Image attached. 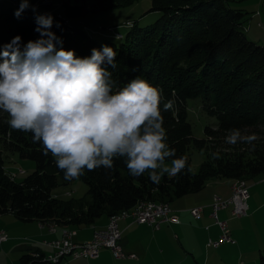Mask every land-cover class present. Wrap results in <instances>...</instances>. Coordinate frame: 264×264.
<instances>
[{
	"label": "trees",
	"instance_id": "obj_1",
	"mask_svg": "<svg viewBox=\"0 0 264 264\" xmlns=\"http://www.w3.org/2000/svg\"><path fill=\"white\" fill-rule=\"evenodd\" d=\"M6 1L10 0H0V46L16 36L22 38V46L39 39L36 16L43 13L28 8L17 17L19 6ZM88 1L90 11L100 12L129 5L132 0ZM152 8L163 12L161 18L146 27L134 22L119 38L120 43L100 39L80 23L67 29L56 17L51 30L63 40L64 49L75 50L79 57L90 56L92 49L105 45L114 48L116 67L109 66L114 91L141 77L163 89L164 102L174 101L173 108L162 113L168 143L176 152L169 159L186 155L181 146L192 134L187 106L190 98L204 96L206 111L217 118L216 131L206 128L208 137L223 143L218 137L235 128L242 134H255L257 139L244 144L248 146L244 153H232L213 143L209 160L197 172L185 169L174 178L165 175L159 185L151 181L147 172L133 177L125 159L117 158L112 169L85 171L79 178L88 185L89 200L63 199L53 195V190L72 181L64 179L50 153L43 155L42 144L33 143L30 132L12 129L7 123L8 115L0 111V215L12 212L23 221L53 220L62 226H82L103 215L132 208L140 200L172 202L200 191L213 178L264 174V46L244 32L249 13L232 7L229 0H153ZM157 30L159 35L155 34ZM201 141L195 143L204 144L205 140ZM216 152L219 158L213 159ZM6 153L31 159L35 170L20 181L12 180L5 170ZM188 164L191 167L190 159ZM36 259L32 254L21 258L24 264ZM260 264H264V253Z\"/></svg>",
	"mask_w": 264,
	"mask_h": 264
},
{
	"label": "clouds",
	"instance_id": "obj_2",
	"mask_svg": "<svg viewBox=\"0 0 264 264\" xmlns=\"http://www.w3.org/2000/svg\"><path fill=\"white\" fill-rule=\"evenodd\" d=\"M30 6V0H20L15 15ZM54 22L52 14H39V39L22 46L16 36L0 46V111L8 115L9 126L30 132L67 181L85 171L112 169L117 158L125 159L133 177L147 172L157 185L165 175L190 172L186 155L169 159L176 152L168 144L162 113L174 101L164 102L163 89L141 77L114 91L109 70L116 67L114 48L105 45L79 57L62 47L63 40L51 30ZM256 139L234 128L226 142L252 144ZM48 259L56 264L55 258Z\"/></svg>",
	"mask_w": 264,
	"mask_h": 264
},
{
	"label": "crops",
	"instance_id": "obj_3",
	"mask_svg": "<svg viewBox=\"0 0 264 264\" xmlns=\"http://www.w3.org/2000/svg\"><path fill=\"white\" fill-rule=\"evenodd\" d=\"M257 10L251 11L253 16L251 13L250 18L263 16L264 6H258ZM233 182V178H213L200 191L174 199L170 214L178 216L179 223L163 222L157 228L155 225L138 223L132 217L120 219L118 228L122 235L119 245L125 253L124 257H117L112 249L103 248L97 258L65 257L58 264H260L264 243L253 241L250 231L264 210V174L248 178V215L240 218L234 216L231 206L218 211L219 218L227 222L235 243L226 242L218 247L208 245L209 241L218 240L222 234L211 215L214 195L218 194L222 199L230 197ZM194 207H202L201 218L196 219L191 214L190 209ZM4 218L12 226H20L22 232L11 235L8 228L3 227L4 223L0 222V230H5L9 235L8 240L0 244V249L2 252L10 251L8 255L14 257L11 264H24L22 256L32 253L51 255L53 248L47 243L61 238L63 230L67 228L59 225L52 230L50 226H42L38 220L23 221L12 215H5ZM109 221V216L103 215L91 224L69 226L77 230L73 240L78 243L92 241L95 231L106 228ZM132 254L135 256L132 257Z\"/></svg>",
	"mask_w": 264,
	"mask_h": 264
},
{
	"label": "rangeland",
	"instance_id": "obj_4",
	"mask_svg": "<svg viewBox=\"0 0 264 264\" xmlns=\"http://www.w3.org/2000/svg\"><path fill=\"white\" fill-rule=\"evenodd\" d=\"M229 2L232 7L244 9L245 11L249 13L247 16V20L244 22V29H245L244 32L250 40L256 42L257 44L261 46H264V14L263 16L258 15L254 17L253 19L250 18V14L252 13L251 11L257 10L258 6L262 5L261 0H229ZM5 3L12 4L13 6H16V5L20 6V0H10V1H6ZM88 4H89L88 0L86 1L72 0L71 3L63 2L62 0H30L31 6L29 8H35L37 9L38 12H41L43 14L44 13L52 14L53 17H56L57 19L56 21H60L64 23L67 29L74 26L75 24L80 23L82 26L86 25L89 32L93 34L94 36L100 39H109L117 43L122 42V39H119V38H122L124 36V34L129 30V26L133 25L134 22H137V24L140 27L151 26L157 20H159L161 16L163 15L162 11L153 10L152 8L153 0H132L129 5H122V6L110 8L106 11H100V12L90 11ZM71 6L73 7V9H70ZM78 10L80 11V13L78 12ZM252 16H253V13H252ZM248 26L250 27L249 29H247ZM159 31H162V29ZM159 31L158 30L155 31V34L159 35L160 33ZM144 59L147 60L146 57ZM187 106H188V111H189V122L191 123V130H192L191 133L192 134L190 138L186 139L185 143H183L181 148L183 147L182 151L186 154L188 159L191 160V170L192 171L197 172L201 164L204 161L209 160L208 155L211 153V147H213V143H217V146L218 147L221 146L223 147V149L224 148H226V150L229 149V151H231L232 153L233 152L237 153V151H241L242 153L246 152V150L248 149V146L244 145L245 143L238 142L237 144L233 145V144H229L226 142V137L228 136L229 132L227 134L225 133L226 135L223 134L224 136L221 135L218 137V138L223 139V141H221L223 143H219L216 140V137H214V139L208 137L210 135L206 134V128L210 127V130H209L210 132L216 131L215 127L217 126V118L215 116L210 115L206 111L204 96H199L196 98L188 99ZM252 133H256V132H252ZM245 134L250 135L251 133L249 132ZM168 137H169V134H168ZM203 139L205 140L203 141L204 144L195 143V140L202 142L201 140ZM199 145H203V146L199 147ZM169 146L170 148H172L170 144ZM238 146H240V148ZM6 155L7 156H5V170L10 175L12 180L20 181L21 179L26 177L27 174L35 170V167H36L35 162L32 161L31 159L21 158L18 154H15V153L14 154L6 153ZM252 156L253 155H251V157ZM249 177L250 176H247L246 178H235V179L233 178L234 182L232 183V194L230 197H232L233 195L234 184H236V182L239 180H242V181L246 180L245 181L246 184H249L248 182ZM53 195H56L63 199H68L71 197L74 199H85V200L90 199V195L88 194V185L80 179L72 181L68 184L59 185L55 190H53ZM216 196H218V194L214 195L212 202H214V199ZM230 197L223 199V200H227ZM176 199L178 198H175V200ZM140 201L141 202L153 201L157 203H167L170 206L172 205L171 203L174 202V201L168 202L166 200L165 201L140 200ZM140 201L137 202V204L134 207L129 208V209H123L122 211L134 210L141 203ZM229 206L232 207V205H229ZM119 213H121V211ZM119 213H116V214H119ZM5 215H12L15 219H17L15 214L12 212L2 213L0 215L1 217L0 222L4 223L3 227L6 226L8 228V232L11 235H14V233L22 234L20 226L18 225L12 226L9 221L5 220L4 218ZM112 215H115V214H112ZM112 215L109 216V220L111 219ZM128 217H132V216H128ZM256 221L257 223L255 227L252 228V230L250 231V238L253 241H259V242L264 243V210L261 212L259 217L256 218ZM39 223L42 226L44 225L50 226V228L53 230L55 229V227L59 226V224L55 223L53 220L39 221ZM141 224H147V223H141ZM118 225H119V221H118ZM62 227H67L64 230L66 229L74 230L76 231V234H77V230L70 229L68 225H64ZM106 228H102L98 230H104ZM64 230L62 233V237L64 234ZM1 232H4L7 234L5 230H0V233ZM7 239H8V234H7ZM5 241L0 242V244ZM52 243L53 241L47 244L53 248L52 254H54L55 248L52 245ZM9 252H10L9 250L2 252L0 249V264H11L12 259L14 257L9 256L8 255ZM40 256H41L40 259L29 260L30 263L34 264L35 261H38L40 263H48L46 260H44V258L50 255L40 254ZM26 264H29V262H27Z\"/></svg>",
	"mask_w": 264,
	"mask_h": 264
},
{
	"label": "built area",
	"instance_id": "obj_5",
	"mask_svg": "<svg viewBox=\"0 0 264 264\" xmlns=\"http://www.w3.org/2000/svg\"><path fill=\"white\" fill-rule=\"evenodd\" d=\"M262 5L264 6V0H261ZM260 13L259 11L257 12ZM248 198H249V188H236L234 185L233 195L227 200H223L221 197L216 196L214 202L212 203V216L215 218V223L220 226L222 234L220 238L216 241H209L208 245L218 247L219 245L231 242L235 243L230 231L228 229L227 222L222 221L218 216V211L222 208H226L229 205H232V214L236 217H244L248 213ZM143 206V205H141ZM191 214L195 218H201L203 209L202 207H194L190 209ZM139 223H147L150 225H155L159 228L160 224L163 222L179 223L180 219L175 214H150L147 212V207H145V213H140L138 215L132 216ZM118 218L113 223H110L108 227L104 230H98L94 233L92 241L86 243H78L73 240L74 233H64L61 239L53 241L52 245L55 248L54 254H51L48 257H45L48 263L52 264V261L49 260V257L55 258L56 264L60 263L61 260L65 257L71 258H90V257H99L101 250L103 248H110L113 250L115 256L124 257L125 253L121 245H119V240L121 239V230L118 229ZM7 239V234L4 232L0 233V242ZM35 258L40 259L41 256L39 253H32ZM135 255L132 254V257ZM29 264H31L29 262Z\"/></svg>",
	"mask_w": 264,
	"mask_h": 264
},
{
	"label": "bare ground",
	"instance_id": "obj_6",
	"mask_svg": "<svg viewBox=\"0 0 264 264\" xmlns=\"http://www.w3.org/2000/svg\"><path fill=\"white\" fill-rule=\"evenodd\" d=\"M13 176V175H12ZM244 180V179H243ZM246 181V180H245ZM245 181L239 180L236 182V188H246L247 184ZM141 202V201H140ZM143 205V206H141ZM145 207H147V212L150 214H157L159 212L160 208V214H170L171 212V206L167 203H157L153 201H148V202H141L134 210L132 211H121L119 214L112 215L110 219V223H113L116 221L118 218H123V217H128V216H133V215H138L140 213H145ZM131 210V209H130ZM50 225V224H49ZM55 225V224H54ZM119 229V228H118ZM53 230V229H52ZM76 231L74 230H64V233H74ZM9 236V235H8ZM75 236V234H74ZM8 240V239H7ZM97 257H90V259H94Z\"/></svg>",
	"mask_w": 264,
	"mask_h": 264
}]
</instances>
